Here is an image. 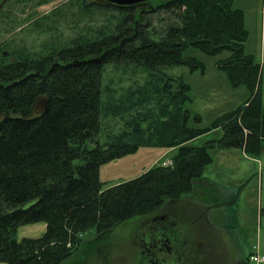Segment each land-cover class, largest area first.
Returning <instances> with one entry per match:
<instances>
[{
	"label": "trees",
	"instance_id": "16d2710c",
	"mask_svg": "<svg viewBox=\"0 0 264 264\" xmlns=\"http://www.w3.org/2000/svg\"><path fill=\"white\" fill-rule=\"evenodd\" d=\"M88 1L80 6L89 7ZM233 2L120 6L103 0L98 6L118 13L114 23L82 26L77 37L41 53L22 47L0 54V261L59 264L87 230L103 238L128 219L189 194L212 161L211 148L259 157L260 67L244 51L243 12ZM187 47L209 55L227 51L218 68L233 85L251 91L243 106L219 116L212 128L187 125L189 85L164 71L203 69L201 61L183 55ZM107 66L144 78L111 88L103 81ZM214 129L217 138L191 144ZM145 146L175 149L171 164L104 187L100 166ZM41 220V236L14 237L18 225ZM250 255L235 264H253Z\"/></svg>",
	"mask_w": 264,
	"mask_h": 264
},
{
	"label": "rangeland",
	"instance_id": "374dc122",
	"mask_svg": "<svg viewBox=\"0 0 264 264\" xmlns=\"http://www.w3.org/2000/svg\"><path fill=\"white\" fill-rule=\"evenodd\" d=\"M80 1L0 0V54L22 47L41 53L77 37L83 33L82 26L94 28L114 23L118 16L112 8L98 6L103 0H89V7H81ZM158 1L149 0L153 4ZM232 7L243 12L247 30L244 51L260 67L259 87L264 106V0H234ZM228 54L222 51L209 55L187 47L183 55L201 61L203 69L191 70L182 65L164 70L181 76L189 85V99L183 106L189 112V127L212 128L219 116L237 110L250 97L247 86L233 85L227 73L218 68V61ZM112 68L107 66L103 76L104 83L111 88L128 87L133 80L141 82L144 78L138 71L132 75L131 71L121 70L118 75ZM112 123L119 128L120 122ZM219 135L220 131L214 129L191 144L202 145ZM221 150L209 149L211 157ZM237 150L240 155L225 161L226 156H217L213 163L216 167L212 166L215 169L207 173L211 179L219 173L220 182L194 185L189 194L166 200L151 213L128 219L103 238H97L95 229L87 230L81 235L77 249L59 264H149L133 251L134 232L144 221L162 211L174 217L194 264H235L254 252L264 257V143L257 158L247 156L242 149ZM174 151L166 154L160 147H139L135 152L102 164L99 178L104 187L133 179L155 165L171 164ZM200 191H204L205 196ZM45 229L46 223L42 220L21 224L14 237L17 240L37 238ZM0 264L7 262L0 261Z\"/></svg>",
	"mask_w": 264,
	"mask_h": 264
},
{
	"label": "flooded vegetation",
	"instance_id": "af4514ba",
	"mask_svg": "<svg viewBox=\"0 0 264 264\" xmlns=\"http://www.w3.org/2000/svg\"><path fill=\"white\" fill-rule=\"evenodd\" d=\"M134 234L133 251H137V255L145 258L147 263L194 264L172 215L163 211L153 215Z\"/></svg>",
	"mask_w": 264,
	"mask_h": 264
},
{
	"label": "crops",
	"instance_id": "0c3cea01",
	"mask_svg": "<svg viewBox=\"0 0 264 264\" xmlns=\"http://www.w3.org/2000/svg\"><path fill=\"white\" fill-rule=\"evenodd\" d=\"M163 151H165L166 152V154L167 153H169V152H171V151H173V149H169V150H166V149H163ZM215 154H213L212 155V161H211V163H210V166H207L205 169H206V172H205V175L204 174H202V176L194 183V185H196L197 187H199L201 184H203V183H207V182H211V181H213V182H220L221 181V176H220V174L219 173H217V176H214L215 177V179H211V178H209L208 176H206V175H208L207 173H209V171H211V169H213L212 168V166H214V162H215V159L217 158V156H226L225 158H224V161L225 160H227L228 158H232L233 156H235L236 154H238V155H240V152H239V150H237V149H225V150H221V151H218V152H214ZM218 162V161H217ZM214 167H216V166H214ZM215 169V168H214ZM213 169V170H214ZM205 171V170H204ZM216 174V173H215ZM201 192V191H200ZM203 192V193H202ZM201 193L205 196V192L204 191H202Z\"/></svg>",
	"mask_w": 264,
	"mask_h": 264
},
{
	"label": "water",
	"instance_id": "95a60500",
	"mask_svg": "<svg viewBox=\"0 0 264 264\" xmlns=\"http://www.w3.org/2000/svg\"><path fill=\"white\" fill-rule=\"evenodd\" d=\"M106 2H109L114 5H132V4H139V3H144L147 0H104Z\"/></svg>",
	"mask_w": 264,
	"mask_h": 264
},
{
	"label": "built area",
	"instance_id": "2783aa9c",
	"mask_svg": "<svg viewBox=\"0 0 264 264\" xmlns=\"http://www.w3.org/2000/svg\"><path fill=\"white\" fill-rule=\"evenodd\" d=\"M263 260H264V257L260 256L258 252H254L250 255V261L254 264H261Z\"/></svg>",
	"mask_w": 264,
	"mask_h": 264
}]
</instances>
